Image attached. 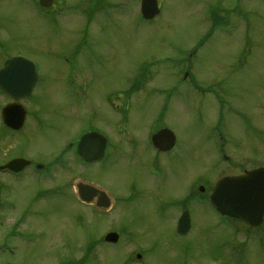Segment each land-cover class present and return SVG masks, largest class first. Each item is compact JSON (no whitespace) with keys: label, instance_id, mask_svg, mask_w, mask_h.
I'll return each instance as SVG.
<instances>
[{"label":"rangeland","instance_id":"obj_1","mask_svg":"<svg viewBox=\"0 0 264 264\" xmlns=\"http://www.w3.org/2000/svg\"><path fill=\"white\" fill-rule=\"evenodd\" d=\"M32 1L0 0V66L20 54L39 76L23 130L0 128V162L50 169L0 176V264H264V228L218 225L209 192L182 199L184 237L174 206L197 180L264 166V0H159L151 21L140 0H56L48 15ZM162 127L177 145L155 155L148 133ZM88 129L113 142L76 168L67 147ZM60 153L65 164H50ZM80 171L116 205L78 203L69 182ZM113 229L121 241L97 243Z\"/></svg>","mask_w":264,"mask_h":264},{"label":"water","instance_id":"obj_2","mask_svg":"<svg viewBox=\"0 0 264 264\" xmlns=\"http://www.w3.org/2000/svg\"><path fill=\"white\" fill-rule=\"evenodd\" d=\"M42 5H49L50 1L41 0ZM141 13L145 19H151L158 14L156 0H142ZM37 81L33 64L22 57H14L8 60L0 70V89L8 96L19 99L28 96ZM4 122L12 128H19L24 119L23 108L18 104L7 105L2 112ZM95 140L100 147L95 150V157L102 153L105 139L96 133L85 135L80 144ZM154 146L160 150L171 147L174 136L168 130H162L152 136ZM163 148V149H162ZM92 155V154H91ZM90 154L82 152V158L86 161L93 159ZM29 162L23 159H15L8 162L3 168L12 171L20 170ZM78 193L82 200L89 201L94 194L103 196L95 188L77 184ZM211 202L222 214L244 221L250 226H257L263 221L264 216V167L248 171L245 175L226 177L221 179L211 195ZM189 229V217L183 214L179 220L178 231L185 234ZM116 235L109 234L106 240L115 241Z\"/></svg>","mask_w":264,"mask_h":264},{"label":"flooded vegetation","instance_id":"obj_3","mask_svg":"<svg viewBox=\"0 0 264 264\" xmlns=\"http://www.w3.org/2000/svg\"><path fill=\"white\" fill-rule=\"evenodd\" d=\"M5 60H6V59H5ZM4 62H5V61H4ZM4 62L1 64L0 68L3 66ZM0 99H1V100H2V99H5V100H6L5 104L11 101V99H9V98L3 96L1 93H0ZM107 147H108V145H107ZM106 150H107V148H106ZM105 153H106V152H105ZM5 162H6V161H5ZM5 162H2V163H0V164H4ZM82 163H83V162H82ZM86 165H91V164H86ZM81 167H83V166L81 165ZM27 168H28V167H25V169H27ZM25 169H24V170H25ZM1 172H4V171H1Z\"/></svg>","mask_w":264,"mask_h":264}]
</instances>
